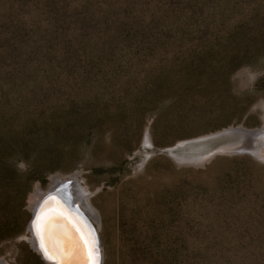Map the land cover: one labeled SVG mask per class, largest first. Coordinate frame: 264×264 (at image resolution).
Segmentation results:
<instances>
[{
    "label": "rangeland",
    "instance_id": "374dc122",
    "mask_svg": "<svg viewBox=\"0 0 264 264\" xmlns=\"http://www.w3.org/2000/svg\"><path fill=\"white\" fill-rule=\"evenodd\" d=\"M235 126H264V0H0V262L44 264L57 174L101 264H264V129Z\"/></svg>",
    "mask_w": 264,
    "mask_h": 264
},
{
    "label": "water",
    "instance_id": "95a60500",
    "mask_svg": "<svg viewBox=\"0 0 264 264\" xmlns=\"http://www.w3.org/2000/svg\"><path fill=\"white\" fill-rule=\"evenodd\" d=\"M264 126L247 129L228 127L214 134L236 132L251 139L263 131ZM247 151V150H243ZM210 155H208L209 157ZM70 176H76L75 173ZM44 189L35 187V200L31 202V215L27 229L31 245L44 264H101L102 254L96 227L90 219L64 195L61 187L64 177L54 174ZM47 249L51 258L42 251ZM0 264H4L0 262Z\"/></svg>",
    "mask_w": 264,
    "mask_h": 264
},
{
    "label": "bare ground",
    "instance_id": "6f19581e",
    "mask_svg": "<svg viewBox=\"0 0 264 264\" xmlns=\"http://www.w3.org/2000/svg\"><path fill=\"white\" fill-rule=\"evenodd\" d=\"M63 181L64 182L62 184L61 190H62V192H65L64 195L66 197H68V199L70 201H72L83 213H84V211H86L88 213V215L90 214L96 220L97 215H96L95 211L92 209L90 204L85 200L86 189L84 187H82L74 179L73 180L64 179ZM34 200H35V198H34ZM30 241H31V237H30Z\"/></svg>",
    "mask_w": 264,
    "mask_h": 264
},
{
    "label": "snow or ice",
    "instance_id": "6c2138e0",
    "mask_svg": "<svg viewBox=\"0 0 264 264\" xmlns=\"http://www.w3.org/2000/svg\"><path fill=\"white\" fill-rule=\"evenodd\" d=\"M42 251H44V253H45V258H46V259L51 258V257L49 256V254H48L47 249H43V248H42Z\"/></svg>",
    "mask_w": 264,
    "mask_h": 264
}]
</instances>
